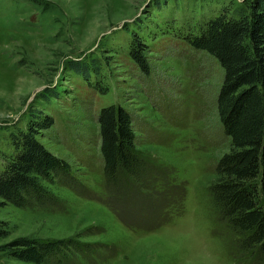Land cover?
<instances>
[{
	"label": "rangeland",
	"instance_id": "obj_1",
	"mask_svg": "<svg viewBox=\"0 0 264 264\" xmlns=\"http://www.w3.org/2000/svg\"><path fill=\"white\" fill-rule=\"evenodd\" d=\"M246 1L0 0V165L11 135L38 123L34 138L72 176L44 182L45 203L0 202V246L71 238L79 251L60 264H247L209 201L229 146L215 109L223 71L185 37ZM136 39L146 71L132 56ZM110 103L128 112L152 168L145 190L127 178L118 190L105 185L96 118ZM163 179L184 195L169 193L158 216ZM0 264L33 263L0 249Z\"/></svg>",
	"mask_w": 264,
	"mask_h": 264
},
{
	"label": "trees",
	"instance_id": "obj_2",
	"mask_svg": "<svg viewBox=\"0 0 264 264\" xmlns=\"http://www.w3.org/2000/svg\"><path fill=\"white\" fill-rule=\"evenodd\" d=\"M185 37L193 47L213 55L223 71L215 109L229 146L214 166L210 207L219 226L235 236L236 252L249 258L247 264H264V0L221 9ZM134 43L132 56L146 71L141 44L138 39ZM96 121L105 185L118 190L127 178L147 189L152 168L135 148L128 112L110 103L99 109ZM40 127L28 123L11 135L12 153L0 165V202L16 207L42 204L52 198L44 182L60 175L72 179L68 163L34 138ZM167 176L166 172L163 178ZM164 179L159 187L165 192L156 194L158 216L169 193L176 191L179 200L184 195L182 185L170 186ZM78 245L71 238L19 236L0 249L25 263L47 264L57 258L60 264L79 251Z\"/></svg>",
	"mask_w": 264,
	"mask_h": 264
}]
</instances>
